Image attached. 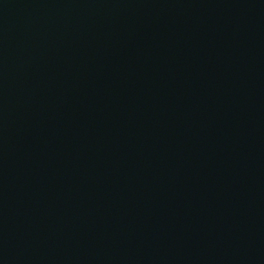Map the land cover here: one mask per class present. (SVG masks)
Instances as JSON below:
<instances>
[{
	"label": "water",
	"instance_id": "obj_1",
	"mask_svg": "<svg viewBox=\"0 0 264 264\" xmlns=\"http://www.w3.org/2000/svg\"><path fill=\"white\" fill-rule=\"evenodd\" d=\"M0 264H264V0H0Z\"/></svg>",
	"mask_w": 264,
	"mask_h": 264
}]
</instances>
